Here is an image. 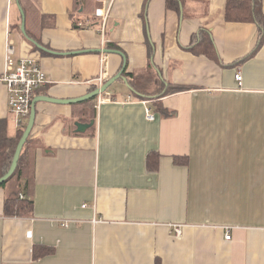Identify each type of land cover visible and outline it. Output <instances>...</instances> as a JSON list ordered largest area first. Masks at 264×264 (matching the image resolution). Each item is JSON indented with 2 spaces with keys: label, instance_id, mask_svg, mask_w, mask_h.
I'll use <instances>...</instances> for the list:
<instances>
[{
  "label": "crops",
  "instance_id": "0c3cea01",
  "mask_svg": "<svg viewBox=\"0 0 264 264\" xmlns=\"http://www.w3.org/2000/svg\"><path fill=\"white\" fill-rule=\"evenodd\" d=\"M179 2L0 0V132L20 128L1 80L7 37L47 74L34 98L62 100L37 102L23 181L0 187V264H264V37L255 22L227 21V0ZM202 30L219 61L191 49ZM124 62L131 85L151 63L162 90L118 78L90 102H66ZM22 187L32 213L7 216ZM36 246L52 253L35 257Z\"/></svg>",
  "mask_w": 264,
  "mask_h": 264
},
{
  "label": "trees",
  "instance_id": "16d2710c",
  "mask_svg": "<svg viewBox=\"0 0 264 264\" xmlns=\"http://www.w3.org/2000/svg\"><path fill=\"white\" fill-rule=\"evenodd\" d=\"M167 3L169 7H173L176 10L179 9V3H180L179 0H167ZM225 18L227 21H233V22L257 23L260 28V39L262 41L263 39L262 37H264L263 36L264 35L263 0H227ZM193 44H194L193 46L194 48L192 47L191 49H193L197 53L204 54L216 61L220 60L214 42L207 31L202 30L199 36L197 35L194 36ZM155 69L156 67L154 68L153 65L149 63V68L146 71V73L148 74H146V76H144L145 73H140L139 75H135L134 73L129 74L132 87L134 86V84H136L137 86V81H143L146 84L157 83L159 84L158 90H162V88L164 87L163 79H161L157 69L156 70ZM134 79H136V83H133ZM187 89L189 88L170 84L166 92L176 93ZM92 100L93 99L87 101L90 102ZM26 125H27V120L24 122V125L19 128L18 134L15 137H10L8 136V134H6L3 131L0 132V177L8 170L11 164L17 144L24 132ZM28 142L29 141L27 140L24 146H26ZM155 155L158 156V154ZM22 156H23V151L16 171L7 181L2 183L0 187H5L8 184L12 183L13 181H23V174L21 169ZM154 156L150 155L148 157V164L150 167L157 166V160L156 161L154 160ZM180 160L181 159L177 157L175 158V161L177 163L181 162ZM24 189L25 188L22 187L20 191V189L18 188L12 194L6 197L4 213L7 216L25 217L32 213L34 206V199L32 198V196L25 193ZM34 250H35V257H41L52 253V250L48 247L44 248V247L36 246Z\"/></svg>",
  "mask_w": 264,
  "mask_h": 264
},
{
  "label": "built area",
  "instance_id": "2783aa9c",
  "mask_svg": "<svg viewBox=\"0 0 264 264\" xmlns=\"http://www.w3.org/2000/svg\"><path fill=\"white\" fill-rule=\"evenodd\" d=\"M96 15L103 19L102 33H105L106 22L109 16V9L99 8L96 10ZM104 41H102V45ZM5 69L1 80L7 84L8 88V103L10 109L15 115V120L18 126H23L28 120L31 112V104L34 98L35 91L48 83L47 74L40 65L39 61L33 57L16 58V46L12 39L6 38L5 42ZM105 53L101 57L102 64L105 61ZM236 79L242 81L243 75L239 72L236 74ZM104 82L103 67L100 76L96 79L98 86H102ZM102 102L100 97L99 103ZM146 115L148 120L155 118L151 112V108H147ZM23 196V195H22ZM86 204H84L85 206ZM68 223L65 222L64 225ZM177 235H181L183 230L180 224H172ZM226 227V239H231V226Z\"/></svg>",
  "mask_w": 264,
  "mask_h": 264
},
{
  "label": "water",
  "instance_id": "95a60500",
  "mask_svg": "<svg viewBox=\"0 0 264 264\" xmlns=\"http://www.w3.org/2000/svg\"><path fill=\"white\" fill-rule=\"evenodd\" d=\"M22 14H23L22 28H23V30H25V14H24L23 11H22ZM102 51L103 52H108V51H111V50L103 49ZM113 51L121 54L125 58L124 53L122 51H118V50H113ZM124 70H125V62L123 64V68L121 69L120 73L117 76H115L112 79L107 80V82H105L102 86H97L92 92H90V93H88V94H86V95H84V96H82L80 98H77V99H69L66 102H70V103H72V102H83V101H87V100H90L92 98H95V97L99 96L101 93L106 92L108 87H110V85L115 80H117L118 78H122L123 80H125L126 84L128 85V87L132 91H135L134 88L132 87V85L129 83L127 77H125L123 75ZM40 100H48V101H54V102L62 101V100H55L54 98H51V97H46V98H37V97H35L32 100L31 112H30V115H29V118H28V121H27V125H26V127L24 129V132H23L21 138L19 139V142L17 144L15 153L13 155V158H12V161H11V164H10L8 170L0 177V185L2 183H4L5 181H7L14 174V172L16 171V169L18 167L19 160H20L24 145L27 142L28 138L30 137V134H31L32 129H33V126L35 124L36 113H37L36 104ZM94 123H95V120L92 119L90 121V123L77 122L76 125H77L79 130L83 131L88 126H92Z\"/></svg>",
  "mask_w": 264,
  "mask_h": 264
}]
</instances>
